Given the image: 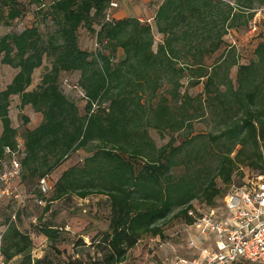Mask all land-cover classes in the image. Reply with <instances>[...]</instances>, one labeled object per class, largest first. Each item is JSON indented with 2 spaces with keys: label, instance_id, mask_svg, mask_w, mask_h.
<instances>
[{
  "label": "trees",
  "instance_id": "trees-1",
  "mask_svg": "<svg viewBox=\"0 0 264 264\" xmlns=\"http://www.w3.org/2000/svg\"><path fill=\"white\" fill-rule=\"evenodd\" d=\"M111 1L0 0V25L10 27L25 17L30 5H36L57 27L48 38L37 26L0 38L2 63L18 70L0 91V175L9 157L7 150H19L18 132L10 115L12 99L19 97L21 110L31 106L43 117L38 127L24 134L21 163L25 173L21 178L30 183L36 180L38 185L48 178L55 193L52 201L70 195L81 199L105 195L110 200L111 223L98 244L103 247V258L91 264L125 263L141 241L164 236L160 222L176 208H182L177 217L193 226L195 218L189 212L200 215L194 200L220 209L217 198L223 202L230 186L246 177L245 172L237 175L242 165L251 169L249 176L264 175V40L249 64L225 63L222 57L215 65H207V59L225 45V37L249 24V19L244 24L242 20L252 14V0L240 1L242 5L237 7L224 0H165L155 16L157 31L164 37L157 51L149 22L107 20ZM81 28L96 34L100 46L96 53L81 48ZM235 45L231 42L229 47ZM119 50L125 57L117 61ZM45 59L51 60V66L40 84L30 90L34 73L45 65ZM234 66H238L236 85L230 78ZM186 71H190L193 87L206 80V97L197 98L200 109L213 111L225 123L212 141L220 144L225 140L227 150L219 157L217 172L204 184L188 173L181 177L173 174L184 163L178 162L179 154L190 141L174 147L172 138L166 146L158 147L150 135L151 129L174 133L187 126L192 133L193 118L187 106L194 98L180 94ZM75 72L80 73L79 86L87 101L84 115L61 88L62 74ZM164 81L175 86L173 99L181 102L177 114L166 97L153 103ZM88 149L92 156L85 164L64 171L52 185L51 174L72 154ZM217 179L228 186L226 190L218 187ZM42 233L57 238L54 229L45 228ZM5 243L8 262L21 257L20 264L40 263L32 256L33 240L16 226ZM67 264L86 263L75 259Z\"/></svg>",
  "mask_w": 264,
  "mask_h": 264
},
{
  "label": "rangeland",
  "instance_id": "rangeland-1",
  "mask_svg": "<svg viewBox=\"0 0 264 264\" xmlns=\"http://www.w3.org/2000/svg\"><path fill=\"white\" fill-rule=\"evenodd\" d=\"M22 1L29 2V0ZM224 1L237 7V5H242L240 1L248 3L250 0ZM251 5L252 14H246L242 20L244 24L249 19V24L240 26L236 29V33L225 37V45L222 49L207 59L208 66L215 65L222 57L225 59V63L237 62L238 65L249 64L256 59L255 50L258 44L264 40V0H252ZM113 15L111 14L112 19ZM252 15L255 17L254 19H250ZM251 20L253 21L251 22ZM250 23L252 24L251 30ZM32 26H37L45 38H48L57 29L52 21L46 20V13L39 11L36 5H30L25 17L13 22L10 27L0 25V38L9 33H20L25 28ZM152 26L155 39L154 50L157 51L164 37L158 33L155 21L152 22ZM96 29L99 30L97 25ZM79 42L82 49L92 53H96L100 49L96 41V34L89 33L85 28H81L79 31ZM231 42L236 44L233 48L229 47ZM124 57L123 50H119L117 61L123 60ZM50 66L51 60L45 59V65L34 73V81L30 90L40 84L42 76ZM220 72L222 75L224 74L223 69ZM17 73L18 70L4 65L0 58V91L12 82ZM190 78V71H186L185 77L181 80L180 94L181 96L188 94L194 98L187 106V113L193 118L192 133L187 126V129L174 133L151 129L150 135L158 147L166 146L172 138L174 147L184 144L187 140L190 141L191 143L186 145L184 151L179 154L178 162L184 163L176 167L173 174L181 177L188 173L193 175L196 181L204 184L208 177L217 172L219 157L227 150L225 140H222L220 144L212 141V137L219 135L224 130L225 123L213 111L200 109V102L197 98L205 99L204 84L206 80L203 79L199 86L193 87ZM230 78L236 85L238 66L231 69ZM79 79V72L64 73L60 83L65 95L77 103L80 113L84 115L87 101L79 86ZM174 87L173 83L164 81L157 99H154L153 103L155 105L160 97H166L177 114L180 112L181 102L173 99ZM19 104V97H13L10 115L13 126L18 132L17 138L20 146L16 158L21 161L24 157V134L27 129L38 127L42 123L43 117L36 113L31 106L21 110ZM25 118H29L30 121L27 122ZM2 132L3 127L0 121V137ZM190 133L191 136L188 137ZM90 151V149L80 150L72 154L58 170L51 174L52 185L56 184L64 171L72 167H82L86 158L92 156ZM248 170L251 169L242 165L237 171V175L245 172V176H247L250 172ZM23 173L25 170L22 166L21 174ZM217 184L222 190H226L228 187L220 179H217ZM12 186L20 194L21 199H15L13 195L0 194V236H3V250L8 232L13 226H16L33 240L32 256L34 260L40 262L38 264H67L68 261L75 259L91 264L93 261L103 258V247L98 244L101 242L103 234L109 230L112 218L110 200L107 196L93 195L87 199H81L77 195H70L52 201L55 194L53 191L46 196L40 195L37 181L30 183L29 180L21 178V175L12 181ZM39 200H42L43 204H40ZM193 204L202 210L209 208L207 202L201 199L194 200ZM217 204L223 205L221 198H217ZM47 206L50 208L47 209ZM181 209L176 208L166 220L160 222L164 231L163 237L141 241L130 251L127 261L123 264H180L181 259H192L199 256L200 250L190 246L192 240H198L199 233L194 227L188 226L183 219L177 217ZM45 228L54 229L57 232V238L52 239L45 236L42 233ZM21 261L22 258L17 257L11 264H20Z\"/></svg>",
  "mask_w": 264,
  "mask_h": 264
},
{
  "label": "built area",
  "instance_id": "built-area-1",
  "mask_svg": "<svg viewBox=\"0 0 264 264\" xmlns=\"http://www.w3.org/2000/svg\"><path fill=\"white\" fill-rule=\"evenodd\" d=\"M118 7L116 0H112L108 21ZM18 152L7 150L9 157L3 162L0 175V194L13 195L15 199H21L12 186V181L22 173V163L16 158ZM38 188L44 196L52 192L48 178L42 179ZM199 212L200 215L195 211L189 214L195 218L192 227L199 233L198 240H192L190 246L198 248L200 254L192 259H181L180 264H235L239 261L264 264V175H247L230 186L220 209L199 208ZM2 242L3 236H0V264H11L5 257Z\"/></svg>",
  "mask_w": 264,
  "mask_h": 264
},
{
  "label": "crops",
  "instance_id": "crops-1",
  "mask_svg": "<svg viewBox=\"0 0 264 264\" xmlns=\"http://www.w3.org/2000/svg\"><path fill=\"white\" fill-rule=\"evenodd\" d=\"M165 0H116L119 7L112 13L113 19L138 18L141 22L155 21L159 7ZM235 264H247L239 261Z\"/></svg>",
  "mask_w": 264,
  "mask_h": 264
}]
</instances>
